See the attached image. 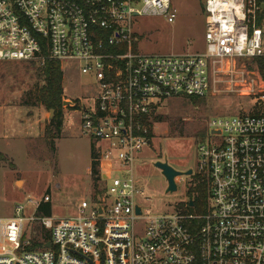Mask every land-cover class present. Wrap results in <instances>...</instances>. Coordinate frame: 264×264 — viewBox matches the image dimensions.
<instances>
[{
  "label": "built area",
  "instance_id": "2783aa9c",
  "mask_svg": "<svg viewBox=\"0 0 264 264\" xmlns=\"http://www.w3.org/2000/svg\"><path fill=\"white\" fill-rule=\"evenodd\" d=\"M202 10L201 53L147 54L136 50L134 22H173L171 0H0V62L74 64L96 88L69 104L94 145L88 196L64 218L37 214L48 195L17 203L0 218V264H264V87L255 90L264 83V0H204ZM237 61L254 68L239 89L251 111L207 123L186 200L154 212L137 156L152 145L157 111L175 96H208L210 75Z\"/></svg>",
  "mask_w": 264,
  "mask_h": 264
},
{
  "label": "rangeland",
  "instance_id": "374dc122",
  "mask_svg": "<svg viewBox=\"0 0 264 264\" xmlns=\"http://www.w3.org/2000/svg\"><path fill=\"white\" fill-rule=\"evenodd\" d=\"M203 3L204 0H171L175 15L171 23L163 17L137 19L133 26L138 39L137 52L201 53L204 49ZM32 68L29 63L0 62V122L5 119L4 133L11 145L6 147L3 145L5 141H0V148L8 149V153L12 154L6 162L0 161V218L11 216L17 203L27 199L38 200L44 195L49 196L52 217L71 216L78 202L86 198L91 189L88 169L94 145L80 135L79 113L68 102L86 103L96 90L95 84L88 76L81 75L74 64H67L61 70L62 105L64 103L62 132L53 141L52 153L44 130L53 115L50 116L41 106H21L27 92L35 86V71ZM223 69V73L210 75L211 82L215 81V84L208 96L197 100L175 96L157 111L156 116L164 117V121H154L152 145L143 148L137 156V160L144 162L137 167L144 195L149 198L144 206L154 212L172 211L176 205L183 203L189 178L176 176V191L164 193L165 179L153 167V161L165 158L174 170H188L195 162L194 142L206 135V125L210 120L228 119L236 113L251 111L253 98L242 96L239 89L241 76L246 78L245 73L253 72V66L237 61L233 65L224 63ZM260 85L264 87V83H257L255 90ZM21 112L23 116L20 118L17 115ZM24 133L28 138L27 146L17 138ZM35 136V140L29 139ZM8 164H12L13 168Z\"/></svg>",
  "mask_w": 264,
  "mask_h": 264
},
{
  "label": "trees",
  "instance_id": "16d2710c",
  "mask_svg": "<svg viewBox=\"0 0 264 264\" xmlns=\"http://www.w3.org/2000/svg\"><path fill=\"white\" fill-rule=\"evenodd\" d=\"M257 68L260 76L264 80V60L256 59ZM32 65V69L35 71V86L32 87L26 94L25 100H23L21 106L24 107H36L41 106L46 111H53V117L49 120L45 126L44 135L48 143L49 149L54 153L53 141L57 138L62 130V120H63V74L58 63L46 60L42 66L29 63ZM192 99V98H189ZM197 100V99H194ZM75 109V108H73ZM155 122L164 121V117L155 116ZM153 135L150 132L148 138ZM95 154L91 150L90 154V167H89V177L90 180L94 179L96 174V162L94 161ZM7 158L0 153V161L6 162ZM9 167L13 168L12 164H8ZM198 179V177H197ZM197 204L198 207L202 206L206 199V188L204 183H197ZM188 197L191 198V192L188 193ZM50 204L41 203L37 209V214L42 217H50ZM35 231L37 229L35 228Z\"/></svg>",
  "mask_w": 264,
  "mask_h": 264
},
{
  "label": "water",
  "instance_id": "95a60500",
  "mask_svg": "<svg viewBox=\"0 0 264 264\" xmlns=\"http://www.w3.org/2000/svg\"><path fill=\"white\" fill-rule=\"evenodd\" d=\"M263 6H261L262 8ZM68 104H71V102L69 101ZM64 105V103H63ZM50 116L53 115V111L50 110L49 111ZM153 167L158 169L161 173V175L164 177L165 182H166V188L164 190V193H172L175 192L176 190V185L174 182V178L176 176H189L191 174V170L188 169L184 172H179L174 170L173 168H171L167 162L166 159H162V160H156L155 162H153ZM192 205V202L189 201V206Z\"/></svg>",
  "mask_w": 264,
  "mask_h": 264
},
{
  "label": "crops",
  "instance_id": "0c3cea01",
  "mask_svg": "<svg viewBox=\"0 0 264 264\" xmlns=\"http://www.w3.org/2000/svg\"><path fill=\"white\" fill-rule=\"evenodd\" d=\"M19 108V107H18ZM12 109H15V108H12ZM1 110H2V108H1ZM4 111V110H3ZM7 111V110H6ZM17 116H19L20 118L23 116V114H22V112H21V114H18ZM17 119H18V117H16V121H17ZM5 119H1V122H0V141H5V143L3 144L4 146H11V145H9L8 144V136H6L5 135V133H4V126H5ZM19 122H20V120H19ZM2 124H3V128L1 127L2 126ZM61 132H62V130H61ZM39 133V132H38ZM37 137H38V134H37ZM18 138V140H21V141H23L24 142V144L26 145V139H28V138H26L25 137V133L22 135L21 134V136H19V137H17ZM35 138H36V136L35 137H33V138H29L30 140H35ZM27 146V145H26ZM8 149H2V148H0V153L1 154H3L8 160H9V156H11L12 154L11 153H8L9 151H7ZM92 150H93V152H94V148H92ZM88 174H89V169H88ZM90 178V177H89ZM17 180V179H16ZM16 180H15V183H16Z\"/></svg>",
  "mask_w": 264,
  "mask_h": 264
}]
</instances>
